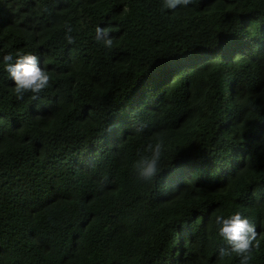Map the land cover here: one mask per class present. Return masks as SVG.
<instances>
[{"label":"trees","instance_id":"16d2710c","mask_svg":"<svg viewBox=\"0 0 264 264\" xmlns=\"http://www.w3.org/2000/svg\"><path fill=\"white\" fill-rule=\"evenodd\" d=\"M164 3L0 0V264H240L237 212L264 264V0ZM17 52L52 77L36 100Z\"/></svg>","mask_w":264,"mask_h":264},{"label":"clouds","instance_id":"9594fccd","mask_svg":"<svg viewBox=\"0 0 264 264\" xmlns=\"http://www.w3.org/2000/svg\"><path fill=\"white\" fill-rule=\"evenodd\" d=\"M192 3L193 0H165L164 6L175 10L181 6L187 7ZM71 32V26L66 25L65 38L69 44L75 43ZM96 38L98 41H102L107 48L113 46L114 38L108 29L97 27ZM3 63L5 71L15 83L14 91L18 100H23L26 93H32V99L36 100L40 93L51 85L52 77L47 70L41 67L40 58L37 55L17 52L14 59L12 54H6L3 56ZM162 147L161 143H157L154 150L152 145L148 146L153 154L151 158H144L139 164L140 178L150 180L156 176ZM216 223L220 226L219 234L230 246L228 249L222 250L221 256L235 253L241 258L240 264H249L253 247L259 248L260 246L256 226L238 212L228 218L218 216Z\"/></svg>","mask_w":264,"mask_h":264}]
</instances>
